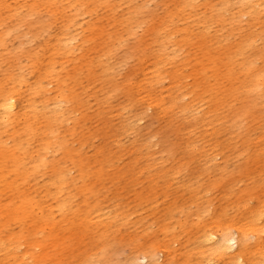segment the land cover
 Listing matches in <instances>:
<instances>
[{"label":"bare ground","instance_id":"obj_1","mask_svg":"<svg viewBox=\"0 0 264 264\" xmlns=\"http://www.w3.org/2000/svg\"><path fill=\"white\" fill-rule=\"evenodd\" d=\"M48 1L62 3L64 0ZM244 3L248 4V9L242 15H250L252 19L258 20L260 11L264 9V0H239L238 6ZM204 4H210L211 8L216 9L215 17L221 26L219 30L215 29V33H212L205 21L187 12L197 11L199 0L180 1L174 10L167 12L165 21L153 29L154 48L144 65L128 74L121 82L112 75L111 57L103 60L105 53L95 59L82 60L85 57L87 38L72 29L74 20L68 15L47 41L46 51L38 57L34 68L27 74L22 68L19 71L10 69L5 72L6 81L0 83L1 132L13 130L18 141L19 134H24L26 142L37 143L34 149L31 147L28 150L14 143L20 155L13 160V165L20 170L22 165L31 162L32 165L27 169H33L39 176L48 153L64 143V137L58 129L74 121L81 109L90 108L89 97L104 104L110 102L113 91L125 87V102L111 111L121 116L122 120L120 125L111 130L109 136H115V139H110V144L118 145L120 134L131 130L133 118L143 114L139 110L153 104L169 118V122L176 119L183 123L179 131L183 141L177 149L168 139L158 144L150 137L143 136L130 147L127 153L132 157L131 161L136 165L141 163L135 168L139 182L146 179L149 186L162 182L166 191L180 188L192 201L185 209L186 214L192 216V205L201 199L205 200L210 192V188L204 189V178L209 179L215 173H227L226 161L233 159L229 157L246 152L260 166L247 172L245 184H250L252 191L257 188L264 190V118L255 126L254 123H248L252 108L258 107L264 112V59L259 60L256 55L248 53L256 47L257 38L253 33L238 40L235 33L240 31H228L226 10L223 5H219L228 4L227 0H219L214 4L205 0ZM5 8L9 12L18 9L7 0H0V11ZM38 8L37 3L30 4L27 12L19 19L28 23V18L35 15ZM133 16L139 17L137 13ZM192 22L198 29L202 45L212 43L221 50L226 48L221 52V59L225 58L229 65V78L242 75L241 80L228 82L222 91L212 88V85L211 89L201 88L199 83L189 87L186 82L189 74L185 73V65L195 59L192 50L186 51V47L194 43ZM47 25L41 23L40 30L35 33L40 34ZM11 32L7 28L3 29L0 43H5V37ZM176 37H179V41ZM75 55L81 58L79 62H85L88 74L83 77H63L67 73L68 63ZM97 67L101 69L99 73L95 72ZM206 67L203 65V70ZM70 79L73 85L68 82ZM204 79L208 80V76H204ZM224 79V74L215 75L218 85ZM98 84L106 88L101 91L102 87ZM76 85L81 86L82 90L77 91ZM83 96L88 98L84 100ZM240 103L243 105L238 110L237 105ZM102 113L103 110L97 115ZM103 154L108 162L117 156L113 148L105 150ZM155 158L161 161L157 162ZM241 181L238 178L228 180V187L223 193L226 204L218 205L214 210L210 209V203L199 208L194 214L197 223L191 226L190 231L183 223L175 220L179 206L175 203L169 205L157 227V232L164 239L158 241L156 248L168 259L167 264H174L170 260L173 254L176 255L175 243L181 244L179 253L183 261L179 264H264V195L256 201H253L252 196L242 197L245 187L241 188ZM62 185L58 177L44 184L46 193L43 197L53 191L57 204L47 201L36 203L28 195H22L23 203L19 208L30 211L31 222L26 232L15 233L9 239H3L0 235L1 263L23 264L32 260V252L25 246L26 236L34 239L39 233L44 235L50 232L51 236L57 235L59 230L79 228L83 232H99L106 237L120 225L130 224L127 228H133L134 231L143 225L142 220H130L132 212L121 213L118 208L112 211L102 205L87 204L83 209H75L70 203H59ZM228 204H231L230 208H226ZM140 210L146 211L145 205ZM13 215L16 216V213ZM25 215L15 219L22 220ZM172 221L170 229L169 223ZM143 229L149 232L152 225H145ZM178 229L185 231L187 238L179 237L176 233ZM38 246V243L34 245L35 248ZM153 251L144 252L141 257H130L131 264H142L139 259L143 264H156L159 258H156Z\"/></svg>","mask_w":264,"mask_h":264},{"label":"rangeland","instance_id":"obj_2","mask_svg":"<svg viewBox=\"0 0 264 264\" xmlns=\"http://www.w3.org/2000/svg\"><path fill=\"white\" fill-rule=\"evenodd\" d=\"M7 1L18 9L9 12L5 8L0 11V34L6 28L12 31L5 37V43H0V83L6 81L5 72L10 69L19 71L22 68L26 74L30 72L38 57L45 53L47 41L68 15L74 20L72 29L81 37L87 38L85 57L82 60L95 59L105 53L102 56L103 60L111 57L112 75L121 82L128 74H132L144 65V61L154 48L153 29L162 24L167 18V12L174 10L183 0H64L62 3L48 0ZM218 1L209 0L211 4ZM227 1L228 4L219 5H223L226 10L228 31L231 33L240 31L235 33L238 40L253 33L257 38L256 47L251 48L248 53L263 60L264 9L260 11V18L254 20L250 15H242L248 9L247 3L238 6L239 0ZM36 3L39 7L38 12L28 18V23L22 22L20 16L27 12L30 4ZM204 3L205 0H199V9L187 12L194 18L205 21L212 33H215V29L221 28L215 17L216 9ZM136 13L139 17L133 18ZM41 23L48 25L40 34H36L35 32L40 30ZM179 26L183 25L179 24ZM193 28L194 43L191 47H186V51L192 50L195 55V59L185 65L187 66L185 73L189 74V79L186 80L189 87L199 83L201 88L209 89L212 85V88L222 91L223 87H227L228 82L241 80L242 75L237 78L232 75L229 78L231 75L228 70L229 65L225 58L221 59V52L226 48L221 50L212 43L202 45L201 37H198V29L195 25ZM176 38L179 41V37ZM80 60L78 56H73L63 77L87 75L89 70L85 62L81 63ZM203 65L207 66L204 70ZM100 70V67H97L95 72L99 73ZM217 74L225 75V79L220 81L221 85L216 83ZM204 76H208V80H205ZM68 82L74 84L71 79ZM98 86L102 87L101 91L106 88L103 84ZM76 87L77 91L82 90L81 86L76 85ZM110 95V102L104 104L89 97L90 108L81 109L74 121L58 129L64 137V143L57 145L55 150L48 153L45 164L41 165L39 176L33 169H27L32 165L31 162L22 165L20 170L13 165V160L20 155L14 148V143L24 150L31 147L34 149L37 143L26 142L24 134H19L18 141L14 137L13 130L4 132L0 130V235L3 239H9L15 233L26 232L32 216L27 208H19L23 203V194L28 195L36 203L47 201L57 204L53 191L43 197L46 193L44 184L53 177H58L63 183L62 194L58 198L59 203H70L75 209H83L87 204L102 205L112 211L118 208L121 213L132 212L130 220L132 222L142 220L143 225L136 231L127 228L130 224L120 225L116 231L106 237L101 236L99 232H83L79 228L59 230L57 235L51 236L50 232L44 235L39 233L34 239L26 236L25 246L32 252L33 257L30 262L23 264H131L130 257L134 255L141 257L144 252L153 250L156 258H159L156 264H167L168 259L164 258L156 248L158 241L164 239L162 234L157 232V227L169 205L175 203L179 206L175 220L183 223L189 230L197 223L194 214L199 208L210 203V209L214 210L216 206L226 204L223 193L228 187V180L238 178L244 181L248 171L252 172L260 166L257 160L249 157L246 152L236 157L230 156L229 159L233 158L236 161L233 159L226 161L227 173L221 175L215 173L209 179L204 178V189L210 188V192L205 200L201 199L192 205L191 211L194 214L188 216L185 209L192 201L187 195L180 188L166 191L162 182L154 186L150 185L151 188L144 176L142 177L145 180L139 182L135 168L141 163L134 164L131 161L132 157L127 153L142 136L150 137L158 144L163 139H168L174 149L179 148L183 141L179 134L183 123L176 119L172 123L169 122V118L153 104L151 107L139 110L143 114L140 113L133 118L131 130L120 134L118 145L110 144V139H115V136L109 134L115 126L121 124L122 120L121 116L111 111H115L117 106L125 102L126 88H119ZM87 98L88 96H83L84 100ZM242 105V103L237 105L238 110ZM101 110L103 113L97 115ZM262 118H264L263 110L254 107L249 112L248 123H254L255 126V123L261 122ZM109 148H113L117 155L111 162H108L103 154ZM157 148L161 147L157 146ZM119 156L120 159L117 158ZM155 159L157 162L161 161ZM242 181L241 188L245 187L242 197L252 196L253 201H256L258 197L264 195V190L257 188L256 191H252L249 188L251 185H246V181ZM142 205H145L146 211L140 210ZM230 206L231 204H228L226 208ZM13 213H16V216ZM23 215L25 216L22 220L15 219ZM173 222L169 223L170 229ZM148 224L152 225L149 232L143 229ZM180 229L183 230L182 227ZM176 233L179 237L187 238L185 231L178 229ZM37 243L40 246L35 248L34 245ZM25 246L23 248H26ZM174 248L177 249L176 255L173 254L170 261L179 264L183 261V256L180 254L181 244L175 243ZM139 261L143 264L141 259ZM1 262L0 259V264H10Z\"/></svg>","mask_w":264,"mask_h":264}]
</instances>
